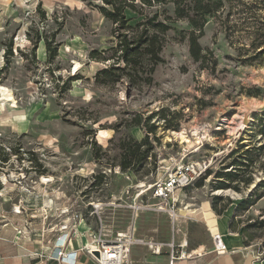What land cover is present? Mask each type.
I'll return each mask as SVG.
<instances>
[{"label": "rangeland", "instance_id": "obj_1", "mask_svg": "<svg viewBox=\"0 0 264 264\" xmlns=\"http://www.w3.org/2000/svg\"><path fill=\"white\" fill-rule=\"evenodd\" d=\"M134 3L125 11L134 28L117 31L103 0H0V230L31 250L50 246L55 234L43 238L44 229L71 207L88 240L128 234L147 242L131 245V264H170V246L187 242L191 253L212 243L198 208L231 210V230L264 260L263 0H231L208 16L199 62L194 29L173 4ZM154 15L170 27L155 53L146 45L118 61L123 35L135 41L136 25ZM203 161L174 212L158 211L154 183Z\"/></svg>", "mask_w": 264, "mask_h": 264}, {"label": "built area", "instance_id": "obj_2", "mask_svg": "<svg viewBox=\"0 0 264 264\" xmlns=\"http://www.w3.org/2000/svg\"><path fill=\"white\" fill-rule=\"evenodd\" d=\"M209 163L203 162H189L176 166L165 178L158 180L150 188L151 197L158 202L157 210L163 212H174L177 204L176 193L179 190H184L193 181L202 175L209 167ZM19 214L21 212H14ZM53 224L52 229H44V235L55 234L52 242H47L50 247L41 251L35 252L34 256L43 261H56L58 264H76V256L79 252L84 253L95 264H131L129 262V253L131 245H135L131 236H123L124 233H117V238L114 241H109L101 235H93L89 243L91 246L85 245L75 252H68L67 247L74 238L80 236L79 226L83 222L81 212L77 209L67 207L60 211V218ZM128 243V249L126 244ZM213 243L215 252L219 255L226 253L223 247L221 236H214ZM153 254L160 255L161 248L156 244H148ZM187 247V244H186ZM185 247L183 244L178 246H170V264H176L179 261L187 258L184 255ZM181 249V252H180ZM99 253V256L95 254ZM260 260V256L255 257Z\"/></svg>", "mask_w": 264, "mask_h": 264}, {"label": "crops", "instance_id": "obj_3", "mask_svg": "<svg viewBox=\"0 0 264 264\" xmlns=\"http://www.w3.org/2000/svg\"><path fill=\"white\" fill-rule=\"evenodd\" d=\"M198 209H201V221L206 222L212 238V243L201 249L197 248L191 253L184 251L190 257L179 261L176 264H264L263 259L256 260V253L244 245L243 238L237 231V227L231 230V217L234 215V211L231 214V210H229L223 215L216 217L213 211L206 213L204 208L200 207ZM190 219L192 218L190 217ZM8 226L9 225H7V227ZM85 226L87 225H83L82 223L79 226L80 236L78 238H74L70 242L67 247L68 252L78 251L89 243L90 240L87 239L85 234L84 228H87ZM2 231L0 230V264H58L56 261L46 262L34 256V252L41 251L42 248L46 249L51 246V243L50 246H45L46 239L41 241V247L39 249L31 250L26 247L27 244H24V242L21 243L18 240H12L4 236ZM4 231L6 234L8 233V230ZM214 236H221L223 247L227 250L226 253L219 255L215 252V246L213 243ZM46 238H48V236H46ZM26 241H30V239H26ZM77 242H80V244H77ZM152 260L151 264H155L157 263L158 258L155 257ZM76 264L95 263L84 253L79 252L76 256Z\"/></svg>", "mask_w": 264, "mask_h": 264}, {"label": "trees", "instance_id": "obj_4", "mask_svg": "<svg viewBox=\"0 0 264 264\" xmlns=\"http://www.w3.org/2000/svg\"><path fill=\"white\" fill-rule=\"evenodd\" d=\"M135 1L136 0H103L104 6L99 8V10L108 20H111L116 25L117 31H122L124 29L131 30L134 27L128 25L125 11L127 9L136 11ZM229 1L231 0H140L143 6L174 5L177 20H187L194 29L190 33L189 38L190 54L197 62L206 59L202 54L203 49L200 46L199 39L202 36L204 27L207 23V17L214 16L222 11L225 4ZM169 19L171 18H167V20ZM136 28H143V31L141 36L137 37L135 41L130 42L127 34H124L121 38L118 48L122 53L118 56V61L123 60L126 63H129L132 55L146 45L150 47V53L154 54L158 38L157 35L164 34L170 29L167 21H158V15H154L152 18L146 17L144 21L136 25ZM151 31L153 32V35L150 37L148 36V33ZM196 31H198L199 34H197ZM145 36H147L146 39H144ZM133 44H135L136 47L130 48ZM161 48L162 46L160 44L158 50H161ZM47 50L49 61H52L56 56V49L52 48L51 44L47 43ZM256 187L257 185H255V188Z\"/></svg>", "mask_w": 264, "mask_h": 264}, {"label": "bare ground", "instance_id": "obj_5", "mask_svg": "<svg viewBox=\"0 0 264 264\" xmlns=\"http://www.w3.org/2000/svg\"><path fill=\"white\" fill-rule=\"evenodd\" d=\"M176 135V134H175ZM178 135V134H177ZM179 136V135H178ZM180 137H181V139L182 140H184V139H186L182 134H180ZM185 142H188V141H185ZM42 181H44V185H46V184H49V183H52V182H54V178H52V177H49V178H47V177H43L42 178ZM255 186H253V188H254ZM214 194H221V191H218V192H215ZM4 201L5 202H9V200L7 201V198L6 197H4ZM97 208H100V205H95ZM15 209H16V212H20V210H19V208L18 207H15ZM185 218H189L190 219V217L189 216H184ZM4 218V217H3ZM4 222H7L8 223V220H5ZM1 223V222H0ZM83 225H84V223H82ZM7 225H10L9 223L7 224ZM126 236V237H129L128 236V234H123V236ZM134 242H135V245L136 244H144V245H146L147 244V242L146 241H144V240H138V239H134L133 240ZM149 244V243H148ZM186 244H187V242H184V244H183V246L184 247H186ZM87 245L88 246H91V244L90 243H87ZM157 245V247H159V248H161V250H160V254H162L163 253V247H164V245H159V244H156ZM188 245V244H187ZM126 246H127V249H128V243L126 244ZM131 250V249H130ZM129 250V251H130ZM130 254V253H129ZM184 255H185V257L187 258L188 257V255L186 254V252H184ZM128 257H129V255H128ZM132 264H133V262H132Z\"/></svg>", "mask_w": 264, "mask_h": 264}, {"label": "water", "instance_id": "obj_6", "mask_svg": "<svg viewBox=\"0 0 264 264\" xmlns=\"http://www.w3.org/2000/svg\"><path fill=\"white\" fill-rule=\"evenodd\" d=\"M95 255H96V256H99V253H97V252H96V254H95Z\"/></svg>", "mask_w": 264, "mask_h": 264}]
</instances>
